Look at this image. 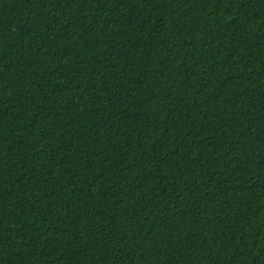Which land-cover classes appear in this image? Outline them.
I'll return each instance as SVG.
<instances>
[{"label":"trees","instance_id":"1","mask_svg":"<svg viewBox=\"0 0 264 264\" xmlns=\"http://www.w3.org/2000/svg\"><path fill=\"white\" fill-rule=\"evenodd\" d=\"M0 264H264V0H0Z\"/></svg>","mask_w":264,"mask_h":264}]
</instances>
